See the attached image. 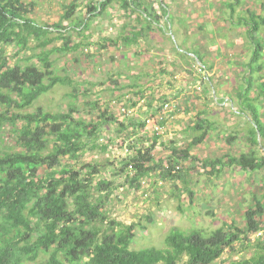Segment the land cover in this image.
I'll use <instances>...</instances> for the list:
<instances>
[{
	"label": "trees",
	"instance_id": "1",
	"mask_svg": "<svg viewBox=\"0 0 264 264\" xmlns=\"http://www.w3.org/2000/svg\"><path fill=\"white\" fill-rule=\"evenodd\" d=\"M78 1L69 2L61 19L48 24L38 23L29 16L37 2L0 0V134L4 130L0 138L3 141L7 135L12 141L10 151L0 150V264H212L225 250L234 252L237 242L242 250L250 248L252 251L248 252V259L230 264H264V222L261 221L264 202L256 197L255 205L244 212V224L241 228L238 229L236 224L231 223L207 236L196 230L187 234L172 230L165 237L163 249L133 250L130 245L134 237V225L107 222L104 199L108 198L114 187L102 177L96 183L95 190L106 193L95 198L91 189L94 175L98 173L96 165L86 166L85 175L75 168L77 160L86 151L106 152L108 147L113 146L114 142L110 139L106 144H98V140L102 138L100 131L103 126L117 125L116 138L121 137L118 140L120 147L132 135L138 137V145L134 142L125 144L124 149L130 154L119 162L121 166L115 173L118 176L126 173L125 183L135 191L142 187L147 176L150 178L158 175L162 180L186 183V173H183L186 169L178 166L193 158L190 154L192 147L203 143L209 131H213L215 127L203 116L205 111L201 110L183 130L185 136L191 132L198 134L192 136L191 133L192 137L183 136L179 141H164L161 140V134L147 132L144 119L133 118L138 116L127 115L122 120L117 118L107 109L108 103L103 111L97 101L87 100L77 104L79 97L87 99L89 87L67 75H54L51 70L52 61L49 59L53 52H59L63 56L72 54L73 62L77 63L80 46L95 45L106 51L112 47L118 51L121 48L129 50L138 46L142 40L143 43L148 42L149 34L159 28L160 24L169 22L171 16L164 0H105L99 4L97 0H85L83 15L79 11L75 18H71L80 5ZM114 3L126 20L135 16V24L131 27L128 24L130 31L127 33L122 31L114 38L105 36L96 42H90V35L83 34L88 30L92 18L104 13ZM239 3L240 0L225 2V6L230 8L231 17ZM260 11L262 15L245 8L248 17L239 16L236 23L233 21L230 24L232 27L238 24L237 28L244 29L251 47L249 61L245 64L238 62L241 68L238 75L246 83V87L240 85L241 87L236 88L235 104L232 106L235 108L234 112L240 115L250 114L246 117L249 127L242 137L248 151L237 157L226 153L221 158L201 161L205 168L209 166V175H220L224 167L240 168L245 172L264 170V123L254 104L259 97L264 98V44L259 36L261 30H264V2L260 4ZM72 33L81 39L71 42ZM56 41H61L63 45L45 50ZM30 43L36 44L39 52L26 57L24 64L15 62L10 66L5 49L11 47L18 54L30 50ZM195 43L193 49L187 48V54H192V58L193 55L196 56L200 65H203L202 69L208 73L211 65L207 63V51H204L200 42ZM141 53L148 58L146 50ZM180 54L183 53L180 51ZM120 55L125 58L124 54ZM90 56L86 54V57ZM34 58H37L40 65L30 62ZM183 72L194 75L187 69ZM159 73L173 77V74L164 69ZM180 73L182 72L179 71L178 74ZM142 76L150 78L147 73L133 78L132 75H125L122 84L119 82L121 74H115L116 79L109 77L110 90L115 94L116 100L111 105L120 104L119 108L125 110L136 108L143 118H150L156 116L165 103L177 100L178 94L188 87H179L172 94H162L160 91H164L163 86L172 90L173 84L162 79L156 85L150 79L140 82ZM255 77L258 78L256 83ZM206 78L211 82L210 77L206 75ZM45 80L48 82L45 83ZM58 85L71 90L66 94L72 99L64 104L66 112L52 113L41 107H37L33 113L22 112ZM81 86H84L83 90L80 89ZM253 86L258 88V93L251 97L249 93ZM196 91L192 94L199 98L197 93L194 94ZM82 109L88 114L98 109L95 115L97 120L75 119L74 115L79 114ZM171 115L174 113H170L166 121L159 125H168V119L173 117ZM134 128L140 133L134 131ZM143 130L152 139V144L148 147L144 144L146 136ZM234 137L228 135L227 143L230 144ZM187 139L190 140L188 145L185 142ZM156 144L168 150L164 158H154L152 151ZM65 159L71 160L72 165L64 163ZM115 227L118 230L115 231ZM257 233L261 237L253 238Z\"/></svg>",
	"mask_w": 264,
	"mask_h": 264
},
{
	"label": "rangeland",
	"instance_id": "2",
	"mask_svg": "<svg viewBox=\"0 0 264 264\" xmlns=\"http://www.w3.org/2000/svg\"><path fill=\"white\" fill-rule=\"evenodd\" d=\"M27 1L37 2L36 7L29 15L31 18L37 20L38 23L47 22L51 24L61 19L66 11L65 6L72 0ZM84 1H78L80 5L71 18H75L79 11L83 15L85 11L83 9ZM150 1L154 2L155 0ZM164 2L170 10L169 22H164L159 25V28L154 29L149 34L146 44L142 40L136 47L129 50L121 48L119 51L114 47L106 51L95 45L80 46L77 51L79 58L77 63L73 62L72 54L63 56L59 55V52H53L49 58L52 61L51 70H53L54 75H67L72 80L82 83L87 88L89 87L87 99L79 97L76 100L77 104L87 100L97 101L98 105L101 106L100 110L103 111L105 104L108 103L107 109L117 118L120 117V120L123 119V116H118L122 115L119 108L120 104L111 105L116 100L115 94L110 90L109 77L114 78L115 74H121L122 77L119 82L123 84L125 75H132L131 78H133V76L147 73L150 78L142 76L140 82H146L150 79L156 85L162 79L173 84L172 90H169L166 85L163 86L164 91H160L162 94H172L179 87L188 85L185 91L178 94L176 101L179 103L178 110L174 112V116L171 115L173 117L168 119V125L165 126L160 135L161 140H182L183 136L186 135L183 131L184 128L192 123L191 118L197 116V112L201 110L205 111L203 116L208 118L215 127L213 131H209L207 139L203 143L192 147L190 154L193 155V158L178 166L186 169L183 172L186 173L184 177L186 183L179 180H162L158 175H154L150 178L145 177L143 180L145 183L138 191L130 189L125 183L126 173L121 176L115 175V173L116 169L121 166L119 162L130 154L124 149L125 144L134 142L138 145V137L132 135V138L125 140L123 146L120 147L118 140L120 141L121 137L116 138L117 125L103 126L100 131L102 138L98 140V144H106L108 139L114 142L112 147H108V151L88 150L79 157L75 168L81 174H86V166L88 165H96L97 167L98 173L94 175L91 189V194H94L95 198L99 194L106 193V191L95 190L96 183L102 177L107 182H111V186L114 187L108 198L104 199L107 222L112 221L126 226L134 225V237L130 245L133 250L165 248V237L172 230L185 234L196 230L207 236L218 228L228 227L231 223L236 224L239 229L244 224V212L250 206L255 205V197L264 202V170L245 172L240 168L224 167L220 175H209L207 173L210 171V168H207L209 166L205 168L201 163L203 160L221 158L226 153L237 157L240 153L248 151L246 142L242 137L246 134L245 129L249 127L246 123L248 122L246 117L250 114L240 115V113L234 112L235 108L232 106L235 104L236 88L241 87L240 85L243 88L246 87V83L238 75L241 69L239 63L245 64L249 61L251 47L244 29L237 28L238 24L233 27L230 24L233 21L236 23L239 16L248 17L245 8L260 14V4L264 0H240L239 5L235 7L236 11L233 17H231L230 8L225 6V2L234 3L235 0H164ZM134 18L131 17V19L127 18L126 20V17L120 15L114 3L104 13L92 18L88 30L83 35L89 34L90 42H96L105 36L114 38L122 31L124 33L130 31L131 25L135 24ZM124 25L125 28H122ZM259 36L264 44V30H261ZM80 39L77 34L72 33V36L70 35L71 42ZM196 41L201 43L204 51L205 49L207 51V53L205 52L207 63L211 65L208 73L202 69V64L200 65L196 56L193 55L192 58V54H187L189 53L188 49L194 48L193 45L196 44ZM61 45H63L61 41H56L46 47L45 50ZM30 46V50L21 51L18 54H15L13 48L7 47L5 54L9 57V65L12 66L15 62L24 64L26 57L39 52L36 44L30 43ZM145 50L148 54L147 59L141 53ZM180 51L183 54H180ZM87 53L91 56L86 57ZM120 54H124L125 58H121ZM112 57L113 60H111ZM204 61L206 62L205 59ZM30 62L40 65L37 58ZM191 65L194 66L190 68ZM163 69L173 74V77L159 73ZM186 69L192 71L194 75L191 76L183 72ZM179 71L182 73L178 74ZM206 75L211 78V82L202 81ZM246 76L249 77V75ZM254 81L255 83L258 82V78L255 77ZM47 82L45 80V83ZM198 87H200V91L197 90ZM80 89L83 90L84 86H81ZM195 90L197 91L194 94L197 93L199 98L192 94ZM70 91V89L62 88L59 85L54 86L47 94L42 95L31 107L22 112L33 113L37 107L52 113L66 112V105L64 104L72 101L66 95ZM257 93L258 88L253 86L249 93L250 96L254 97ZM231 98L233 99L231 100ZM254 104L258 110V116L261 115V121L264 123V98L259 97ZM97 110L88 114L82 109L79 114L74 115V118L95 121L97 120V116H95ZM139 114L142 113L139 112ZM133 118L145 119L146 117L143 118L139 115ZM3 131H1L0 136ZM134 131L140 133L136 128ZM143 132L146 136L144 144L148 147L152 144L151 132H149L150 134L145 130ZM191 133L185 137L191 136ZM196 134L198 133L194 132L192 136ZM228 135L235 136L230 144L226 141ZM258 140L260 143L262 142V140ZM135 141L137 142L135 143ZM185 142L188 145L190 140L187 139ZM11 144L12 141L10 138L8 139L7 135L3 141L0 138V150L10 151ZM152 152L154 158H164L168 154L167 149L161 148L157 144ZM64 163L72 165L71 160L65 159ZM42 170L43 168L41 172ZM261 221L264 222V210ZM114 230L116 231L118 228L115 227ZM259 237H261L260 233L253 236V238ZM251 251L250 248L242 250L237 242L234 252L225 250L222 256L212 264H230L248 259L250 256L248 252ZM41 258L45 259L44 256Z\"/></svg>",
	"mask_w": 264,
	"mask_h": 264
},
{
	"label": "built area",
	"instance_id": "3",
	"mask_svg": "<svg viewBox=\"0 0 264 264\" xmlns=\"http://www.w3.org/2000/svg\"><path fill=\"white\" fill-rule=\"evenodd\" d=\"M104 1L105 0H97L98 4L102 3ZM199 72H201V70H199ZM205 80L207 81V78L203 77L202 81H205ZM197 90L200 91L201 90L200 87H198ZM176 101L177 100L165 103L162 106L161 111L156 116H153V117H150V118L149 117L145 118L144 119L145 129L147 131L153 133V134H162L165 127H161L159 125V123L166 121L167 116L170 113H174L176 110H178V104L179 103H177ZM121 113L125 114V115H129L130 112L129 111L127 112L125 109L121 108ZM129 171L131 173V167H129ZM144 183L145 182H142V186H143Z\"/></svg>",
	"mask_w": 264,
	"mask_h": 264
},
{
	"label": "clouds",
	"instance_id": "4",
	"mask_svg": "<svg viewBox=\"0 0 264 264\" xmlns=\"http://www.w3.org/2000/svg\"><path fill=\"white\" fill-rule=\"evenodd\" d=\"M121 110V109H120ZM132 110H136V108H130L129 110H126L127 112L129 111L130 113H129V116H131L132 115ZM122 114V113H121ZM124 116H123V119L125 118V117H128L127 115H125V114H123ZM120 118V117H119ZM167 126V125H166Z\"/></svg>",
	"mask_w": 264,
	"mask_h": 264
},
{
	"label": "crops",
	"instance_id": "5",
	"mask_svg": "<svg viewBox=\"0 0 264 264\" xmlns=\"http://www.w3.org/2000/svg\"><path fill=\"white\" fill-rule=\"evenodd\" d=\"M132 115H135V116H139L140 115V116H142L141 114H139L138 110H132Z\"/></svg>",
	"mask_w": 264,
	"mask_h": 264
}]
</instances>
